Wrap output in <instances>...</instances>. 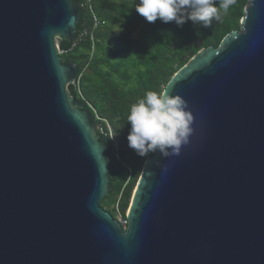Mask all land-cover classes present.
<instances>
[{
  "label": "water",
  "instance_id": "1",
  "mask_svg": "<svg viewBox=\"0 0 264 264\" xmlns=\"http://www.w3.org/2000/svg\"><path fill=\"white\" fill-rule=\"evenodd\" d=\"M81 2L0 0V264H264V0L166 86L193 133L148 157L125 230L100 205L109 145L58 53Z\"/></svg>",
  "mask_w": 264,
  "mask_h": 264
},
{
  "label": "trees",
  "instance_id": "2",
  "mask_svg": "<svg viewBox=\"0 0 264 264\" xmlns=\"http://www.w3.org/2000/svg\"><path fill=\"white\" fill-rule=\"evenodd\" d=\"M78 0H75L77 3ZM138 0H93L95 13L102 24L93 31L95 49L91 55V42L87 39L66 56L64 62L73 61L82 71L80 88L86 108L89 102L97 114L112 127L114 139L99 135L109 145V182L107 194L100 205L115 218L116 209H107L117 203V209L126 216L127 208L147 156H137L128 147L130 125L126 119L130 106L147 91H164L174 74L198 51L209 46L218 47L233 30L240 27L248 0H235L221 22L213 20L210 27L193 25L191 21L178 27L175 22L162 23L159 19L149 23L135 11ZM79 28L91 26L90 14L81 9ZM63 48L69 41L63 40ZM87 63V64H86ZM87 65L84 69L83 67ZM71 96H78L72 86ZM106 121H100L108 132ZM91 122L97 121L92 115Z\"/></svg>",
  "mask_w": 264,
  "mask_h": 264
},
{
  "label": "clouds",
  "instance_id": "3",
  "mask_svg": "<svg viewBox=\"0 0 264 264\" xmlns=\"http://www.w3.org/2000/svg\"><path fill=\"white\" fill-rule=\"evenodd\" d=\"M235 0H138L135 11L149 23L175 22L178 27H210L221 22ZM130 125L128 147L144 157L159 151L163 156L178 155L193 133V114L187 101L166 91H147L130 106L126 117Z\"/></svg>",
  "mask_w": 264,
  "mask_h": 264
},
{
  "label": "built area",
  "instance_id": "4",
  "mask_svg": "<svg viewBox=\"0 0 264 264\" xmlns=\"http://www.w3.org/2000/svg\"><path fill=\"white\" fill-rule=\"evenodd\" d=\"M81 8L83 10L87 11L90 14V16H91V26L90 27H85V26L81 27V30H80L77 38L74 39L73 42H71L69 44V47L58 50V53H59V55L61 57L63 55H67L68 53L72 52L83 41H85L87 39L91 42V55L93 54V51L95 49V44H94L95 40H94L93 31L95 29H97L102 24V22H101L100 18L97 16V14L95 13L94 6H93V0H82ZM86 67H87V65H85L83 68L85 69ZM81 76H82V71H79L77 77L74 80H72L70 83H68L67 89H68L69 86H72L75 89V91L77 92V94L79 95V97L78 96L77 97L81 101H84V98L82 97L81 88H80V78H81ZM86 104H88V106L90 107V110L92 112L94 120L97 121L96 127L99 130V132L102 135H107L108 134L109 137L112 140H115L114 139V135H113V131H112V127L109 124V122H107L105 120V118L100 117L97 114V112L94 109V107L89 102H86ZM100 121H106L108 132L105 131V129L103 128V126H102ZM118 222H119L120 226L122 227V229H123V227H126L128 225L127 217H124V216L122 217V215H121L120 219L118 220Z\"/></svg>",
  "mask_w": 264,
  "mask_h": 264
},
{
  "label": "rangeland",
  "instance_id": "5",
  "mask_svg": "<svg viewBox=\"0 0 264 264\" xmlns=\"http://www.w3.org/2000/svg\"><path fill=\"white\" fill-rule=\"evenodd\" d=\"M241 22H242V19H241V21H240V25H241ZM240 29V27L237 29V30H239ZM64 56H66V55H63V57ZM63 59V58H62ZM67 91H68V94H69V96H71L70 95V93H69V90L67 89ZM142 172H143V170H142ZM142 174V173H141ZM140 177H141V175H140ZM140 177H139V179H140ZM139 179H138V181H139ZM137 184H138V182H137ZM137 184H136V186H135V189H134V191H133V194H132V197H131V201H132V198H133V195H134V192H135V190H136V188H137ZM111 201V199H109V200H107L106 201V208L107 209H112V208H115L116 209V212H115V219L118 221L119 219H120V217H121V213L119 212V210L117 209V203H113V204H109V202ZM131 201H130V203H129V206H128V208H127V212H126V216H127V213H128V210H129V207H130V204H131ZM122 217H123V215H122ZM125 229H127V226L126 227H123V230H125Z\"/></svg>",
  "mask_w": 264,
  "mask_h": 264
}]
</instances>
